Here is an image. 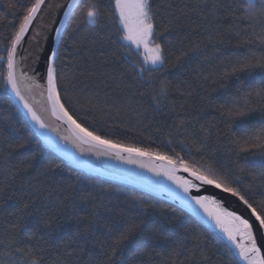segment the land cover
<instances>
[{"label": "snow or ice", "instance_id": "obj_1", "mask_svg": "<svg viewBox=\"0 0 264 264\" xmlns=\"http://www.w3.org/2000/svg\"><path fill=\"white\" fill-rule=\"evenodd\" d=\"M222 6L218 0H194L179 7L173 0H108L106 5L102 0H69L66 5L53 9L48 0H0V88L10 93L9 99L14 97L23 109L25 126L31 125V134L38 138V142L43 141L60 151H64L60 142H70L80 153L109 156L137 165L158 177H165L180 190L167 189L174 198L197 215L202 211L203 219L215 229L213 238L227 264H264V122L257 124L239 119L253 110V104L264 105V0H246L239 15L235 14L231 5L225 9L226 13L232 11L231 29L235 30V36L244 37V43L249 48L236 61H229L222 79L236 76L239 80L241 72L247 73L249 79L240 81L235 92L218 103L215 110L219 112L227 131L216 128L215 143L220 145L227 141L228 152H235L237 158L241 154H246V159L247 155L258 158L250 162V167L238 171L210 162L213 159L211 156L189 160L175 149L168 154L136 144H125L86 126L77 111L85 116L92 113L95 119L97 114L111 118L130 116L136 109L130 103L126 105L121 97L113 96L112 86L102 78L103 74L90 80L93 76L91 70L77 73L82 58L67 59L72 55L69 43L74 48L81 47V42L72 40V33L79 32L85 25L108 28L111 35L107 41L127 50L125 62H130L135 72V83L130 87L140 97L150 96L157 110L166 108L168 112L175 113V127L178 133L184 134L181 144L190 141L197 153L206 152L207 141L215 125L207 128L201 125L203 136L197 143L194 139L196 134L189 125L198 122L200 114L189 120L182 111L184 106L181 105L182 110L177 112L175 101L169 99L173 92L189 97L192 93H185L179 84L173 85L165 70L171 49L177 43L183 45L187 41L189 46L187 50L179 51L172 61L173 66L183 65L190 53L201 51L202 45L215 49L218 42H223L224 33L212 31L215 27L213 21L218 18L217 12ZM190 11L206 21L192 29L199 35H206V41L199 36L193 38L184 31L193 24L188 15ZM38 22L40 26L37 28ZM68 28L72 29V33H68ZM58 44L65 49L63 53ZM133 55L137 59L133 60ZM196 71L203 83L211 78L199 71V65ZM33 89L38 90L40 100L31 96ZM36 104H41L39 110ZM42 113L66 125L59 141L48 135L57 132L58 127L50 128ZM5 148H12V143L0 132V159L8 164L11 153L5 155ZM35 156L33 153L32 158ZM30 167V163L19 161L4 171L8 173L7 179L14 181L19 171L27 172ZM58 167L52 162L44 164L43 170H37L36 175L29 178L26 189L21 185L26 198L22 202L16 201L18 207L12 212L0 213V264H79L77 253L82 250L77 239L79 233L56 244L54 234L47 229L68 207L79 211L89 203L94 204L91 215L95 220L100 208L108 210L104 197L117 194L108 189L93 190L96 186L78 190L71 184H57V191L53 192L47 170ZM180 169L190 178L178 175ZM242 177H248L246 187H241ZM156 183L159 185V182ZM8 186H0V202ZM205 186L235 197L242 210L230 209L217 196L204 192ZM162 187L167 188L166 185ZM192 189L195 193L190 194ZM256 190L260 192L259 198L254 195ZM131 200L134 207L146 209L147 204L142 197H131ZM49 206L53 212H50ZM34 215H38V219L31 222ZM257 223L258 227L255 226ZM103 226L109 233L113 231L109 225ZM139 228L140 225L130 223L118 230V235L108 245L110 251L105 252L104 264H143L135 253L125 255L129 239ZM189 239L193 241L191 247ZM98 243L102 249L105 247L104 241ZM205 252L204 237L194 229L185 228L184 234L177 235L165 253L157 255L160 256V264H193L199 253V264H207Z\"/></svg>", "mask_w": 264, "mask_h": 264}, {"label": "trees", "instance_id": "obj_2", "mask_svg": "<svg viewBox=\"0 0 264 264\" xmlns=\"http://www.w3.org/2000/svg\"><path fill=\"white\" fill-rule=\"evenodd\" d=\"M107 4L108 0H102ZM179 7L184 4H190L194 0H173ZM223 6L217 12V19L213 21L215 27L213 33L219 31L224 33L223 42H218L216 48L211 46L202 49L198 53H190L184 60L183 65L173 66L172 61L179 55L181 49L187 50L188 42L183 45L176 44L171 49V57L166 65L165 74L172 81L173 85L179 84L185 92H191L192 95L180 96L173 92L169 99L175 101L176 111H181L188 116L189 120L197 116L198 122L190 124L189 128L196 134L194 139L202 138L201 125L206 128L215 125L212 130V136L207 141L208 148L206 152L197 153L196 147L189 141L181 144L183 133H178L175 127L174 115L168 110H157L155 102L149 97H140L130 86L135 83V72L130 62L126 63L124 54L126 49H120L117 44L109 43L107 38L111 35L108 28L103 25L89 26L85 25L79 32L72 33L68 28V33H72V40L81 42L79 49L68 44L72 55L67 59H80L77 73L81 70H91L93 76L90 80L101 77L112 86L113 96H119L123 102L131 104L136 109L135 113L121 115L120 117H105L89 113L84 115L77 111V115L82 118L86 126H91L98 130L100 134H107L114 140L125 144H136L141 147L167 152L172 154L175 149L185 159H197L201 156L206 159L211 156L218 165H224L228 169L238 171L240 168L250 167V162L257 160L252 155L241 154L239 158L235 152H228L227 141L217 145L216 128L221 131H227L220 118L219 112L215 109L219 102L226 95L234 93L240 81H247L248 74L239 73V80L236 76H230L228 79H222L229 61H236L238 57L243 56L249 46L244 43L245 38H237L235 30L231 29L233 23L232 11L225 12L228 5H231L236 15H239L246 4V0H218ZM78 12V9L76 10ZM193 24L191 28H185L184 31L193 38L199 36V39H207L206 35H199L193 31L198 25L206 23L196 15L195 12H189ZM211 19V17H209ZM67 37H65V40ZM199 42V40H198ZM239 45V46H238ZM63 53L65 49L60 44L57 45ZM251 47H257L251 45ZM132 59H137L135 55ZM204 75H210L207 83H203L197 77V66ZM230 71V66L227 68ZM119 85V87H117ZM124 89V91H121ZM9 93L0 88V132L11 140L12 148L4 149V154L9 152L8 164L0 159V186L9 185L5 188L2 202H0V213L12 212L18 207L16 201H23L26 196L21 185L27 187L30 177L36 175L37 170H43V165L52 162L59 165L54 170H47L49 177V186L53 192L57 191V184H71L78 190L82 187L96 186L93 190L108 189L109 192H115L117 195L104 197V203L107 211L100 208L99 216L95 220L91 215L94 204L89 203L86 208L79 211H73L71 207L59 215L47 231L54 234L55 243L60 244L61 240H67L79 233L78 244L82 249L77 253L79 264H104L105 252L110 251V245L118 235V230H122L128 224L140 225L137 233H134L127 243L125 255L136 254L143 264H160V256L157 253H165L171 246L172 241L177 235L184 234V229H194L196 233L201 234L206 240V252L208 256L207 264H227L226 258H221V250L216 245L213 235L215 231L209 228L203 221L192 213L177 206L167 199L155 197L145 193L136 187L119 181L114 178L104 177L92 172L83 171L74 165L68 163L57 152L50 147L45 146L42 141L31 134L30 125L25 126V116L13 99H9ZM252 123L264 122V105L253 104V110L244 118ZM171 141V143H169ZM22 145V146H21ZM33 153L36 154L33 159ZM19 161H25L32 165L27 172L21 170L17 173L16 179L10 181L7 179L8 173L4 171L9 165H16ZM14 170V169H13ZM43 179V177H41ZM34 182V181H33ZM248 177H242L241 187H246ZM254 195L259 198L260 192L256 190ZM131 197H142L147 204L146 209L140 210L133 206ZM40 201L37 200V205ZM50 212L54 210L49 206ZM44 211L43 208L40 209ZM38 219V215L31 218V222ZM109 225L113 228L111 233L103 225ZM98 241H104L105 247L102 249ZM193 241L189 239L188 245L191 247ZM75 247V245H74ZM200 254L197 253L193 264H199Z\"/></svg>", "mask_w": 264, "mask_h": 264}, {"label": "water", "instance_id": "obj_3", "mask_svg": "<svg viewBox=\"0 0 264 264\" xmlns=\"http://www.w3.org/2000/svg\"><path fill=\"white\" fill-rule=\"evenodd\" d=\"M68 2L69 0H48V3L52 6L53 9L58 7L61 4L66 5ZM47 18L48 17L46 16L45 19ZM39 26H40V22L37 23V28ZM35 30L36 29H34L33 32H35ZM27 94L28 93H26V95ZM9 95L11 94L9 93ZM31 96L35 97L36 100H40L38 90L33 89ZM12 99L15 102V98L12 97ZM17 106L20 108L18 104ZM35 107H37V109L39 110L41 107V104H36ZM20 109L23 112V109L22 108ZM42 114L45 116V120L49 124L50 128L58 127L57 132H50L48 133V135L54 141H59V136L64 134V129L66 125H61L59 121L55 120L53 117H51L47 113H42ZM42 143L45 146L49 147L43 141ZM60 143L64 151L54 150V149L53 150L57 152L63 159H65L71 165H74L83 171L92 172L100 176L110 177V178H114L119 181L125 182L152 196L167 199L170 202L176 204L177 206L192 213L197 218H199L201 221H203L209 228L215 231L212 225L208 224L205 221V219H203L201 210L197 209V211H201V214L197 215L195 212H193L190 208H188L180 200L174 198L172 192H169L167 189L170 188V189H173L174 191H180V190L177 189L176 186L172 184L171 181L167 180L165 177L163 176L158 177L154 175L153 173L148 172L145 169L139 168L137 165L126 164V163L118 161L109 156H104V155L96 156L89 152L80 153L77 151V149H75L72 146L70 142L65 141V142H60ZM178 175H182V176H185L186 178H190L188 177L187 173H184L182 171V169L178 170ZM156 182H159V185H157ZM163 185H166L167 188L162 187ZM203 191L208 194L217 196V198L222 200L224 204L230 209H235L237 212H240L242 210V207L239 205L237 199L235 197H232L230 194L223 193L220 190L215 189L212 186H205ZM193 193H195V189L190 190V194H193ZM181 195H183L182 192H181ZM255 226L258 227V223Z\"/></svg>", "mask_w": 264, "mask_h": 264}]
</instances>
